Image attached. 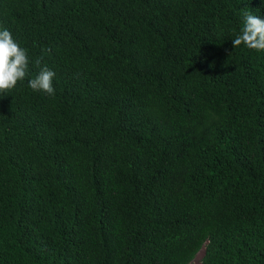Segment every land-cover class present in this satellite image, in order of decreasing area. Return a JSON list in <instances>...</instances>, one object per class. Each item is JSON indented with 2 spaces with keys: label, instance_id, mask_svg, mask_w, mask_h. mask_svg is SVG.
<instances>
[{
  "label": "trees",
  "instance_id": "trees-1",
  "mask_svg": "<svg viewBox=\"0 0 264 264\" xmlns=\"http://www.w3.org/2000/svg\"><path fill=\"white\" fill-rule=\"evenodd\" d=\"M245 11L264 0H0L29 60L0 94V264H264Z\"/></svg>",
  "mask_w": 264,
  "mask_h": 264
},
{
  "label": "clouds",
  "instance_id": "clouds-1",
  "mask_svg": "<svg viewBox=\"0 0 264 264\" xmlns=\"http://www.w3.org/2000/svg\"><path fill=\"white\" fill-rule=\"evenodd\" d=\"M243 16V27L233 40V47L243 44L250 50L264 52V19L247 11ZM28 64L27 51L15 42L8 29L0 30V94H6L26 77ZM54 76L55 73L45 65L35 78L29 80L28 86L33 91L54 94Z\"/></svg>",
  "mask_w": 264,
  "mask_h": 264
},
{
  "label": "rangeland",
  "instance_id": "rangeland-1",
  "mask_svg": "<svg viewBox=\"0 0 264 264\" xmlns=\"http://www.w3.org/2000/svg\"><path fill=\"white\" fill-rule=\"evenodd\" d=\"M201 255H202V252H199L197 256L195 257L194 261L192 262V264H199Z\"/></svg>",
  "mask_w": 264,
  "mask_h": 264
}]
</instances>
